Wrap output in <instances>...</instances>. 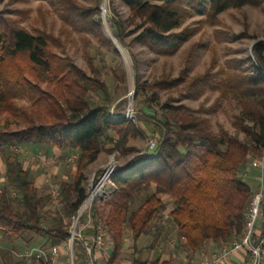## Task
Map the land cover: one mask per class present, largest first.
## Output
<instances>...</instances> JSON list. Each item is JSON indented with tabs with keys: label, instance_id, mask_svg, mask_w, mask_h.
<instances>
[{
	"label": "trees",
	"instance_id": "trees-1",
	"mask_svg": "<svg viewBox=\"0 0 264 264\" xmlns=\"http://www.w3.org/2000/svg\"><path fill=\"white\" fill-rule=\"evenodd\" d=\"M52 1L59 7L60 35L64 34V39L44 27L30 31L21 25L19 21L26 19L27 10H17L15 18L0 13V109L22 125L18 129L0 127L5 176L0 183V264H26L18 252L32 246L49 249L66 242L70 233L63 216L74 215L86 198L87 164L103 151H135L127 142L143 134L138 121L113 115L118 86L112 91L98 74H87L71 58L56 51L64 49V41L73 32H88L103 44L112 45L98 22L101 0H89L90 5L78 0ZM122 1L130 8L132 19L142 22L137 39L158 54L177 50L183 33L175 29L194 11L205 10V21L211 25L218 24L219 15L229 8L251 5L264 11V0ZM116 25L122 34L120 22ZM216 33L219 40L230 38L221 30ZM82 37L89 41L86 35ZM254 55L252 73L244 66L248 57L232 58L226 61L227 68L221 66L214 73L188 77L183 72L177 78L167 73L149 85L171 89L184 84L189 96L197 97L209 89L217 91L218 97L213 105L197 109L166 104L164 114L153 123L159 131L157 147L135 155L125 168L114 171L115 192L103 204L107 214H100L113 239L108 264H115L123 253L128 232L133 250L131 264H171L159 256L144 257V249L136 244L140 235L154 230L156 214L165 209L189 258L209 242H229L241 235L253 195L251 183L242 178L241 172L249 154L264 150L263 40L254 44ZM230 96L241 108L234 124L251 141L241 140L222 127L215 132L204 115L213 113L220 101ZM245 119L254 125H246ZM21 148L46 149V153L57 149L64 162L76 154L72 179L58 180L59 205L51 208L49 189L44 192L35 182L34 170L24 166ZM99 210L96 208V213ZM259 222L257 230L264 234V207ZM38 264L51 262L41 260Z\"/></svg>",
	"mask_w": 264,
	"mask_h": 264
},
{
	"label": "rangeland",
	"instance_id": "rangeland-1",
	"mask_svg": "<svg viewBox=\"0 0 264 264\" xmlns=\"http://www.w3.org/2000/svg\"><path fill=\"white\" fill-rule=\"evenodd\" d=\"M78 1L90 5L89 0ZM99 9L98 22L102 26L104 36L112 42L111 46L103 44L96 36L88 32H73L64 41V49L57 48L56 51L63 57L71 58L87 74L91 76L98 74L112 91L118 86L119 94L112 105V112L123 115L122 117L126 120L138 121L143 134L130 138L127 142V146L136 148L135 151L116 150L111 153L103 151L95 161L87 164L84 169L86 188L90 179L93 176H99L107 167L125 168L135 155L157 147L159 131L153 123L164 114L166 104H185L192 109H197L201 105H213L218 97L217 91L209 89L197 97L189 96L185 93L184 84L171 89L151 88L149 85L153 80L167 73L173 78L181 76L183 72L188 77L207 71L214 73L221 66H226V61L232 58L248 57L249 61L244 66L248 68V73H252L254 71L252 64L255 63L254 44L260 40L264 41V11L258 7L245 5L239 9L229 8L219 15L220 22L216 25L205 21V10H202L188 15L183 24L175 29L176 32L183 33V36L179 38L177 50L171 54H158L137 39L143 25L138 18L132 19L131 10L125 2L101 0ZM17 10L28 11L26 19L19 21L28 30L44 27L49 32L65 38L64 34L60 35L62 22L59 17V7L54 1L0 0V13L15 18L18 16ZM117 22L122 25V34L116 25ZM220 30L230 35V38L219 40L216 32ZM83 35L89 38L88 42L84 41ZM218 77L221 78L222 75ZM240 112L241 108L237 100L230 96L222 99L213 113L204 115L210 119L215 132L222 127L241 140L251 141L247 133L237 130L234 124L235 117ZM244 123L249 126L254 125L249 119H245ZM21 126L15 117L0 109V127L18 129ZM107 146L111 147L112 144ZM19 151L22 153L25 167L33 168V170L40 169L42 179L40 184L44 192L46 187L49 189L47 176L50 175L55 183H58L61 178L56 175L58 168L70 179L75 174L76 161L75 163L61 161L59 153L48 154L55 157V162L41 168L37 153L25 149ZM263 151L249 154L246 167L255 156H261ZM43 154L46 153L42 150L41 155L46 156ZM3 168L4 159L0 155V183L5 181ZM113 186L110 184L108 187L112 190V194L115 189ZM101 206L98 207L100 209L98 215L100 213L106 215L107 209L104 210L105 206ZM53 207L55 205L51 206ZM259 223L258 220V225ZM26 264L30 263L26 262Z\"/></svg>",
	"mask_w": 264,
	"mask_h": 264
},
{
	"label": "built area",
	"instance_id": "built-area-1",
	"mask_svg": "<svg viewBox=\"0 0 264 264\" xmlns=\"http://www.w3.org/2000/svg\"><path fill=\"white\" fill-rule=\"evenodd\" d=\"M115 117L123 115L114 114ZM21 148L20 150H23ZM38 156L42 164L47 166L55 162V157ZM76 154L68 157V161L75 163ZM117 168L107 167L99 176H93L87 183V195L77 212L63 221L68 225L70 236L66 242L46 249L41 246L28 247L17 254L30 264H38L41 260L51 264H108V255L113 247V239L105 218L96 213V208L103 205L112 195L109 185H113L112 175ZM253 171V172H252ZM244 180L251 183L252 198L245 213V224L241 235L229 242L219 245L211 254L203 253L194 263L183 264H222L238 252L245 253V264H264V234L257 230L258 220L263 214L264 207V151L261 156H255L249 166L241 172ZM53 205L61 202L58 183L52 181L51 176L46 177ZM1 192V189H0ZM171 224L169 210L158 212L152 222V227L167 226Z\"/></svg>",
	"mask_w": 264,
	"mask_h": 264
},
{
	"label": "crops",
	"instance_id": "crops-1",
	"mask_svg": "<svg viewBox=\"0 0 264 264\" xmlns=\"http://www.w3.org/2000/svg\"><path fill=\"white\" fill-rule=\"evenodd\" d=\"M30 150L34 153H37L38 155L39 151L42 152V150L45 151L46 149H39L36 151L33 149H27L26 151H30ZM52 152L60 153L57 149H52L50 152L48 151V153L43 155L48 156V154ZM38 162L40 163L39 165L41 168L46 167L45 165L42 164L41 159H39ZM37 169L38 168L34 169V178H35V182L37 184L38 183L40 184L42 180L41 172L39 171L40 169L38 170ZM56 175L61 177H66L64 173H62L59 170V168L57 170ZM124 239L126 242L125 249L122 255L119 257V259L115 262V264H119V263L131 264L133 250H132V243H130L131 240L130 232H128L125 235ZM182 243H183L182 238L179 236L177 229L172 224L142 234L136 241V244L139 246V248L144 249V257H147L149 259H154L159 256L162 260L170 261L171 264H183L185 262L194 263L199 258H201V255L203 253L211 254L215 250H217V248L221 244L217 242H209L202 250L196 253L193 256V258H189L186 250H184L181 246ZM245 258H246L245 253L243 251H238L232 256V258L228 259L226 262H223L222 264H245Z\"/></svg>",
	"mask_w": 264,
	"mask_h": 264
},
{
	"label": "bare ground",
	"instance_id": "bare-ground-1",
	"mask_svg": "<svg viewBox=\"0 0 264 264\" xmlns=\"http://www.w3.org/2000/svg\"><path fill=\"white\" fill-rule=\"evenodd\" d=\"M104 9V8H103ZM107 10V9H106ZM108 15V14H107ZM130 113H132V112H130ZM130 115V114H129Z\"/></svg>",
	"mask_w": 264,
	"mask_h": 264
},
{
	"label": "water",
	"instance_id": "water-1",
	"mask_svg": "<svg viewBox=\"0 0 264 264\" xmlns=\"http://www.w3.org/2000/svg\"><path fill=\"white\" fill-rule=\"evenodd\" d=\"M113 192H115V189H114V191Z\"/></svg>",
	"mask_w": 264,
	"mask_h": 264
}]
</instances>
